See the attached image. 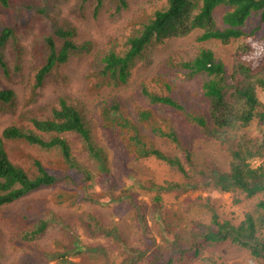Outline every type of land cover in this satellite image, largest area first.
<instances>
[{"label":"rangeland","instance_id":"374dc122","mask_svg":"<svg viewBox=\"0 0 264 264\" xmlns=\"http://www.w3.org/2000/svg\"><path fill=\"white\" fill-rule=\"evenodd\" d=\"M157 1L162 4L164 0ZM8 2L7 6L0 3V30L12 28L11 36L0 49L6 64L0 65V85L13 89L15 97L10 103L0 101V132L10 125L34 129L31 119L49 117L59 98L65 97L85 116L93 145L103 158L95 157L76 133H64L76 162L91 175L92 185H89L81 179L84 174L71 172L74 179L81 181L82 196L86 198L79 197L73 205L60 204L58 192L74 189L75 182L67 179L51 187L38 188L0 207V264H147L139 253L142 242L151 244L152 251L170 246L162 236L164 217L175 221L174 230L182 240L178 248H185L192 239L200 240L197 230L200 224L210 222L212 208L233 221L242 219L245 212L256 210L261 195L246 197L239 190L222 192L209 177H202L200 170L204 169L210 176L228 169L231 151L238 147L244 131L233 130L223 138L207 136L189 123L181 111L151 104L142 94V87L145 84L152 91L177 97L187 110L205 109L207 102L200 94L204 76H190L178 64L191 59L200 46H205L222 60L229 75L237 47L245 40L264 35L260 15L247 20L248 31L252 33L227 43L217 39L198 41L200 31L152 41L131 68L127 83L95 87L96 78L91 76L95 61L112 46L123 49L126 36L139 21L134 18L143 8L150 10L156 0H127L128 6L120 10L118 0H103L97 12L94 0ZM224 9L219 6L214 11L219 24ZM67 25L75 26L77 41L91 42V51L72 55L34 90L35 70L43 64L44 38L54 35L59 26ZM160 77L170 83L169 89ZM257 94L264 103V90L258 88ZM113 98L129 118L136 117L139 109L150 107L159 118L168 119L176 127L180 145L149 136L156 147L180 157L182 162L185 150L190 151L191 160L183 162L187 174L154 156L137 157L129 152L122 142L124 132L105 126L99 118L101 106ZM260 126L264 124L254 119L246 135L256 138ZM43 137L47 139L49 135L43 134ZM5 147L9 158L30 175L37 173L35 160L49 167L62 157L57 148H42L22 140H7ZM252 163L257 165L259 160ZM152 183L179 185L159 192ZM157 194L162 197L160 208L156 203ZM44 219L48 221L44 233L34 239L27 238L26 230ZM203 251L204 255H218L234 264L257 262L247 249L231 241L205 246ZM187 254L178 257L176 253L173 264H200L199 257H187Z\"/></svg>","mask_w":264,"mask_h":264},{"label":"trees","instance_id":"16d2710c","mask_svg":"<svg viewBox=\"0 0 264 264\" xmlns=\"http://www.w3.org/2000/svg\"><path fill=\"white\" fill-rule=\"evenodd\" d=\"M9 0H0L4 6ZM120 2L117 9L128 6L127 0ZM134 1V0H132ZM103 0H94L95 12ZM225 8L222 22L219 24L214 16L217 7ZM45 12V9L39 8ZM140 13V12H139ZM253 15H260L264 22V0H164L162 4L156 0L151 9L143 8L134 20H139L130 34L125 38L123 49L112 46L105 50L100 59L94 63L95 70L91 76L96 78L95 87L111 84H125L131 74V68L143 49L152 41H161L171 37H184L194 31H200L198 41L217 39L223 43L230 42L249 35L247 20ZM139 23V26L136 25ZM44 38L45 52L43 64L34 73L33 89H39L55 68L66 63L74 54L89 52L92 44L89 40H76V28L73 25L59 26ZM12 34V28L3 27L0 30V49ZM20 58V57H19ZM20 62L16 69L19 70ZM0 65L6 64L0 50ZM187 69L190 76L203 75L200 94L205 98L207 107L200 111L187 110L184 103L177 97L162 91H152L144 84L142 94L153 105H165L181 111L186 120L196 125L205 135L223 138L230 131L243 130L242 140L236 149L231 151V161L228 169L208 176L200 169L202 177L222 192L239 190L246 197L261 195L254 212H245L239 221L223 217L217 210L211 209L210 222L200 224L197 230L199 241L192 239L185 248H178L182 243L181 236L174 230V220L167 217L162 219L163 238L170 246L160 251L151 250V244L142 242L139 253L147 260V264H173L176 258L199 257L200 264H234L223 261L218 255H204L205 246H211L224 241H231L247 249L257 262L264 264V126L257 127V137L246 135L254 119L264 124V103L257 94V89L264 90V35L243 41L236 49L232 72L226 74L224 63L217 58L213 51L200 46L194 57L183 60L178 64ZM5 69V68H4ZM169 89L170 83L162 80ZM15 97L13 89L0 85V101L10 103ZM117 99L101 106L99 118L109 128H119L124 133L122 142L130 153L137 157L154 156L176 167L187 174L183 162L191 160V153L185 150L184 161L175 155H169L152 142L151 137L159 136L168 139L174 145H180L176 127L168 119L159 118L150 107L138 110L136 117L129 118L121 112ZM34 129L26 130L16 125H10L0 132V207L10 204L27 196L41 187H51L56 183L71 179L74 189L68 192H58L59 203L73 205L83 197L80 189L81 181L74 179L72 171L84 174L81 177L89 185L92 178L84 171L73 157V150L64 133L74 132L87 144L89 151L95 157L103 158L101 152L93 145L90 125L81 111L65 97H60L52 108L51 115L45 119L32 118ZM169 122V123H168ZM43 134L49 135L47 139ZM7 140H22L37 144L42 148H57L61 159H56L48 166L35 160L37 173L30 175L24 168L15 164L8 155L5 147ZM259 160L253 165L252 160ZM57 165V169L55 168ZM69 181V180H68ZM160 190L178 187V183H152ZM161 195H156V203L161 206ZM163 209V208H162ZM165 211V210H164ZM166 215V214H165ZM47 219L38 220L33 228H28L25 235L34 239L44 233ZM202 252V253H201ZM202 254V255H200ZM45 255H48L47 253ZM236 264V263H235ZM238 264V263H237Z\"/></svg>","mask_w":264,"mask_h":264}]
</instances>
